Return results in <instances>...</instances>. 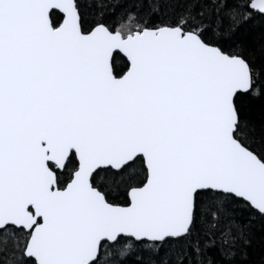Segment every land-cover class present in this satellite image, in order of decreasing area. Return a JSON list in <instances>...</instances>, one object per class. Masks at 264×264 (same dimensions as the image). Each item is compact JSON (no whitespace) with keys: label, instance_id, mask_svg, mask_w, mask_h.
Listing matches in <instances>:
<instances>
[{"label":"snow or ice","instance_id":"6c2138e0","mask_svg":"<svg viewBox=\"0 0 264 264\" xmlns=\"http://www.w3.org/2000/svg\"><path fill=\"white\" fill-rule=\"evenodd\" d=\"M0 264H264V0H0Z\"/></svg>","mask_w":264,"mask_h":264}]
</instances>
